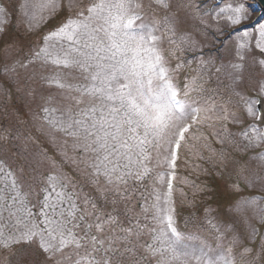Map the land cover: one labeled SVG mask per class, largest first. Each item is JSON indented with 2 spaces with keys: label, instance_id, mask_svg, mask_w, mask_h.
I'll list each match as a JSON object with an SVG mask.
<instances>
[{
  "label": "rangeland",
  "instance_id": "rangeland-1",
  "mask_svg": "<svg viewBox=\"0 0 264 264\" xmlns=\"http://www.w3.org/2000/svg\"><path fill=\"white\" fill-rule=\"evenodd\" d=\"M215 1L0 0V264H264V18Z\"/></svg>",
  "mask_w": 264,
  "mask_h": 264
},
{
  "label": "bare ground",
  "instance_id": "bare-ground-1",
  "mask_svg": "<svg viewBox=\"0 0 264 264\" xmlns=\"http://www.w3.org/2000/svg\"><path fill=\"white\" fill-rule=\"evenodd\" d=\"M248 4L251 5V6H256V5H255V4H256L255 1H249Z\"/></svg>",
  "mask_w": 264,
  "mask_h": 264
},
{
  "label": "water",
  "instance_id": "water-1",
  "mask_svg": "<svg viewBox=\"0 0 264 264\" xmlns=\"http://www.w3.org/2000/svg\"><path fill=\"white\" fill-rule=\"evenodd\" d=\"M260 3H261V5L264 7V0H258Z\"/></svg>",
  "mask_w": 264,
  "mask_h": 264
}]
</instances>
